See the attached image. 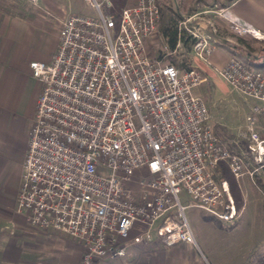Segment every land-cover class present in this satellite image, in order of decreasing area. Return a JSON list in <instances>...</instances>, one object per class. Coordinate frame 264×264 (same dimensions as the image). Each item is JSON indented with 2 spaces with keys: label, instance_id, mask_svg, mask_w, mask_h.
I'll return each instance as SVG.
<instances>
[{
  "label": "built area",
  "instance_id": "1",
  "mask_svg": "<svg viewBox=\"0 0 264 264\" xmlns=\"http://www.w3.org/2000/svg\"><path fill=\"white\" fill-rule=\"evenodd\" d=\"M85 1L97 15L68 14L51 58L29 62L41 86L15 211L36 228L78 242L79 264L123 257L128 246L154 239L197 246L187 207L225 223L240 215L220 163L237 179L264 166L256 118L246 116V150L256 163L250 168L244 153L232 152L213 131L208 105L194 92L207 79L201 69L147 54L162 0H133L118 16L111 0ZM214 12L235 34L264 39L228 8ZM182 23L194 56L207 60L215 41L201 25ZM217 72L258 100L252 111L264 117V67L231 55Z\"/></svg>",
  "mask_w": 264,
  "mask_h": 264
},
{
  "label": "crops",
  "instance_id": "2",
  "mask_svg": "<svg viewBox=\"0 0 264 264\" xmlns=\"http://www.w3.org/2000/svg\"><path fill=\"white\" fill-rule=\"evenodd\" d=\"M132 1L125 0L122 8ZM174 1L178 4L197 1L203 7L199 11L206 13L215 0ZM220 4L239 23L264 33V0H220ZM77 5L75 0H0V264L80 263L82 246L73 238L36 228L15 211L28 131L41 86L31 75L29 62L51 58L57 48L61 22L75 13ZM216 27L213 30L218 36H214L217 46L206 60L215 70L231 56ZM193 65L207 76L209 71L204 64L194 59ZM199 211L201 218L193 233L198 247L186 242L165 245L154 239L147 244L128 246L123 257H102L96 264H230V257L235 259L236 255L230 250L232 222L225 223ZM242 212L243 207L238 219ZM250 253L251 250L240 248L237 258L242 263Z\"/></svg>",
  "mask_w": 264,
  "mask_h": 264
},
{
  "label": "rangeland",
  "instance_id": "3",
  "mask_svg": "<svg viewBox=\"0 0 264 264\" xmlns=\"http://www.w3.org/2000/svg\"><path fill=\"white\" fill-rule=\"evenodd\" d=\"M77 7L75 13L95 17L97 15L96 8L85 0H75ZM171 2L170 0H162ZM176 2V1H175ZM181 14L186 20L187 27H196L201 25L202 30L208 34L213 40L216 26L220 29L218 34L224 41L233 42L236 45V50L231 51V55H236L242 59L249 60L257 59L264 56V41L253 40L250 36H240L243 41H240L238 34H235L224 23L221 17L217 16L214 10L221 7L220 0H215L208 5V12L199 11L203 8L193 1L189 4L176 2ZM190 18V19H188ZM178 23L183 26L182 21ZM216 27V28H217ZM183 28V27H182ZM213 30V31H212ZM217 41V40H216ZM216 43V42H215ZM163 42L158 33V27L155 32L149 37L146 42V52L149 56L157 58L158 50L163 46ZM216 45V44H215ZM217 46V45H216ZM221 50H225L223 46H219ZM240 50H239V49ZM246 56V57H245ZM192 62L194 59L208 69L207 79L204 83L194 88V92L203 97L207 103L213 124L215 135L221 139L227 147L243 154L248 158L247 145L250 142L249 133L246 127V116L253 115L256 118L255 128L259 133L264 135V117L261 113L252 111V105L259 103L258 100L250 96H246L237 89L232 88L206 60L199 59L191 53ZM208 59V58H207ZM263 59V58H262ZM248 60V61H249ZM168 62V59L160 60ZM247 64L259 67L261 60L252 61L245 60ZM258 65V66H257ZM247 164V162H246ZM259 165V164H258ZM247 167L249 165L247 164ZM261 181L264 184V166L259 167L257 171ZM234 177V176H233ZM239 188V192L243 197V212L239 219L232 223L230 227V250L236 253L235 259L230 257V264H240V248L242 251L251 250V256L264 259V192L255 184L253 177L245 173L237 179L234 177ZM232 193V192H231ZM233 195V194H232ZM234 198V197H233ZM236 203V202H235ZM241 212V207H239ZM186 216L189 220L193 233L196 232L197 220L201 218V212L195 207H187L185 209ZM223 236V235H220ZM214 237V236H212ZM216 238V236H215ZM218 239V238H217ZM226 240V239H224ZM239 256V258H237ZM237 258V259H236Z\"/></svg>",
  "mask_w": 264,
  "mask_h": 264
},
{
  "label": "trees",
  "instance_id": "4",
  "mask_svg": "<svg viewBox=\"0 0 264 264\" xmlns=\"http://www.w3.org/2000/svg\"><path fill=\"white\" fill-rule=\"evenodd\" d=\"M111 2H112V6L110 7L109 10L113 12L115 16H118L120 10L122 9L123 4L125 3V0H111ZM183 19L184 16L181 14L179 7L174 0H172L169 3L164 2L161 4L160 18L157 23V27H158V33L164 45L158 50L157 59L159 60L168 59V63L174 64L179 69L188 68L193 65L190 56L192 53V44L194 39L185 28L178 27L179 21ZM215 37L217 38L218 36ZM238 38L240 41H243L240 35L238 36ZM252 39L256 41H264V39H257V38H252ZM224 45L232 53H234L233 51L236 50L235 49L236 45L233 44V42L224 41ZM244 60L248 61L249 59L244 58ZM253 60L254 61L261 60L262 62H260L259 67H264V56H260L256 60L255 59L249 60L248 62L252 63ZM260 135L264 136L263 133H261ZM230 150L232 152H236L231 148ZM245 161L247 162L250 168H253L256 165V163L253 162L251 157L250 158L245 157ZM219 173L220 176L228 180L230 185V190L233 194L234 200L239 209V207H242L243 205V197L239 192V188L237 186L236 180L233 177V174L229 170L228 166L222 162L220 163ZM252 177L255 184L264 192V184L261 181L259 173L255 171ZM241 264H264V259L261 260L258 257L257 258L255 256L253 257L251 256L250 253L248 258Z\"/></svg>",
  "mask_w": 264,
  "mask_h": 264
}]
</instances>
